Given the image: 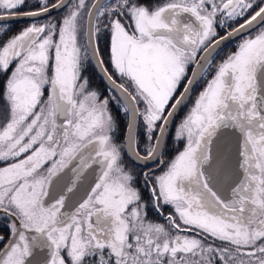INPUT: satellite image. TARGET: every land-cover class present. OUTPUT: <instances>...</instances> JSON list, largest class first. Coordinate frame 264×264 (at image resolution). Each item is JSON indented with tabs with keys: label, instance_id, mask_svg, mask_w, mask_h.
Returning a JSON list of instances; mask_svg holds the SVG:
<instances>
[{
	"label": "snow or ice",
	"instance_id": "6c2138e0",
	"mask_svg": "<svg viewBox=\"0 0 264 264\" xmlns=\"http://www.w3.org/2000/svg\"><path fill=\"white\" fill-rule=\"evenodd\" d=\"M26 3L0 0V33L33 20L0 39V264H264V0Z\"/></svg>",
	"mask_w": 264,
	"mask_h": 264
},
{
	"label": "flooded vegetation",
	"instance_id": "af4514ba",
	"mask_svg": "<svg viewBox=\"0 0 264 264\" xmlns=\"http://www.w3.org/2000/svg\"><path fill=\"white\" fill-rule=\"evenodd\" d=\"M52 2H55V0H52ZM36 0H27V3L25 5L26 8L30 7L31 5L35 4ZM61 12L53 13L52 16L56 17L58 14ZM47 19V17L39 18L36 20L37 23H43L44 20ZM33 20H28V21H18V22H8V27L11 29L10 31L7 32V35H4L3 33H0V39H7L8 36H11L12 34L16 33L23 27H26L29 23H32ZM242 22V20H239L237 22L232 23V27H235L237 23ZM227 28H219L218 27V32L220 35H222ZM238 41H232L229 44H227L222 50L219 51V55L216 57L217 61L223 58L224 55H226L229 51H233L235 48V44ZM101 48L102 50L107 51V41L105 39L101 40ZM105 59H107V55H105ZM14 67V65H13ZM84 75L88 77L89 79V86L92 89L97 90L100 95L101 99H103L105 96H111L113 93L109 90V88L104 84V82L100 79V77L97 75L95 68L89 64L87 66V70L84 72ZM4 79L3 77H0V80ZM203 86V82H201L200 86L195 89V91L192 93L193 99L195 98V95L200 91V88ZM191 104V101H189V106ZM110 105L114 106V109L117 110V113H119L120 119V128L117 129L116 132V137L120 138V132L123 130V135L125 129L121 128L122 120L127 121V116L124 115V113L120 110V107L117 106L115 102L110 103ZM187 111V107H185L179 115L176 117L175 121L170 127L169 130V135L167 139V147L164 150V156L163 159L165 160H170L177 151H179L183 147V143L181 141H176L174 139V133H175V125L182 119L184 113ZM121 112V113H120ZM126 123V122H125ZM126 125V124H125ZM124 127V126H123ZM123 135H122V141H123ZM139 139H140V146L143 148L145 140L143 136V127L139 129ZM155 165H149V167H154ZM169 209H166L165 211H168ZM6 221L3 219H0V234L7 235V228H6ZM2 247V245H0Z\"/></svg>",
	"mask_w": 264,
	"mask_h": 264
},
{
	"label": "rangeland",
	"instance_id": "374dc122",
	"mask_svg": "<svg viewBox=\"0 0 264 264\" xmlns=\"http://www.w3.org/2000/svg\"><path fill=\"white\" fill-rule=\"evenodd\" d=\"M58 15H62V12L61 13H59ZM109 107H110V110H111V112H112V114H113V116H114V118L116 119V122H117V125H118V127H117V129L118 128H120V117H119V113H117V110H115L114 109V106H112V105H109ZM121 113V112H120ZM126 121H124V123H122L121 124V128L122 129H125V123ZM124 126V127H123ZM141 127H142V125H141ZM122 135H123V130H121V132H120V138H118V136H117V140H118V142L119 141H122ZM148 197H147V193H145V199H147ZM148 215H149V219H152V220H159V222H161V223H163L164 221L163 220H161L160 219V217L155 213V212H153V211H149V213H148Z\"/></svg>",
	"mask_w": 264,
	"mask_h": 264
},
{
	"label": "water",
	"instance_id": "95a60500",
	"mask_svg": "<svg viewBox=\"0 0 264 264\" xmlns=\"http://www.w3.org/2000/svg\"><path fill=\"white\" fill-rule=\"evenodd\" d=\"M53 13H57V12H53ZM53 13H52V14H53ZM41 18H43V17H41ZM38 19H39V18H38ZM28 20H32V19H31V18H26V17H19V18H17V19L14 20V21L9 20L8 22H18V21H28ZM242 22H243V21H242ZM242 22H240V23H242ZM226 31H227V30H226ZM226 31H225V32H226ZM225 32H224L222 35H224ZM230 42H232V41H230ZM230 42H226L223 46H221L220 50H222V49H223L227 44H229ZM220 50H219V51H220ZM95 71H96L97 75L100 77V79L104 82V84H106V86L109 88V85H108V82H107L106 78L103 77L102 74L99 73V71H98L97 69H95ZM180 112H181V111H180ZM180 112H179V113H180ZM178 115H179V114H178ZM178 115H177V116H178ZM177 116H176V117H177ZM176 117L174 118V121H175ZM172 124H173V123H172ZM172 124H171V125H172ZM171 125L169 126V130H170ZM126 126H127V121H126ZM126 126H125L124 135H123V140H124L125 133H126ZM149 165H152V164L150 163Z\"/></svg>",
	"mask_w": 264,
	"mask_h": 264
},
{
	"label": "trees",
	"instance_id": "16d2710c",
	"mask_svg": "<svg viewBox=\"0 0 264 264\" xmlns=\"http://www.w3.org/2000/svg\"><path fill=\"white\" fill-rule=\"evenodd\" d=\"M122 123H124V121L122 120Z\"/></svg>",
	"mask_w": 264,
	"mask_h": 264
}]
</instances>
